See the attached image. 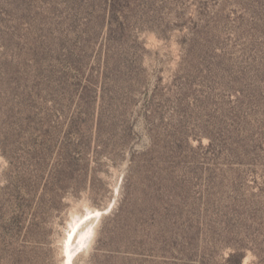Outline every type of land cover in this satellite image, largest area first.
Returning <instances> with one entry per match:
<instances>
[{
	"label": "rangeland",
	"instance_id": "obj_1",
	"mask_svg": "<svg viewBox=\"0 0 264 264\" xmlns=\"http://www.w3.org/2000/svg\"><path fill=\"white\" fill-rule=\"evenodd\" d=\"M0 264H264V0H0Z\"/></svg>",
	"mask_w": 264,
	"mask_h": 264
},
{
	"label": "bare ground",
	"instance_id": "obj_2",
	"mask_svg": "<svg viewBox=\"0 0 264 264\" xmlns=\"http://www.w3.org/2000/svg\"><path fill=\"white\" fill-rule=\"evenodd\" d=\"M98 210H87L85 213L72 212L70 219L66 224V234L62 241L65 255L69 258L71 253L82 248L90 242V237L93 235L96 223V214ZM98 215V214H97ZM98 217V216H97ZM82 246V247H81ZM69 260V259H68ZM66 260L65 262H68Z\"/></svg>",
	"mask_w": 264,
	"mask_h": 264
}]
</instances>
